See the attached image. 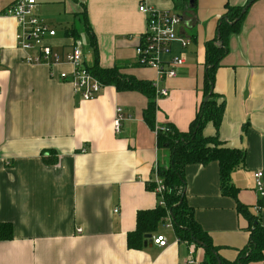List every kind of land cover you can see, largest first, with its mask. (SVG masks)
<instances>
[{
	"label": "crops",
	"instance_id": "0c3cea01",
	"mask_svg": "<svg viewBox=\"0 0 264 264\" xmlns=\"http://www.w3.org/2000/svg\"><path fill=\"white\" fill-rule=\"evenodd\" d=\"M14 1L0 0L1 10ZM247 1L196 0L189 9L185 0L175 9L182 0H36L34 14L55 30L45 41L54 51H69L79 29L89 40L87 21L97 52L95 58L90 47L87 67L95 61L102 68L117 65L153 83L154 129L143 119L148 103L143 94L107 85L95 98L82 100L69 81L58 77L70 72V65L26 62L24 56L36 49L22 50L17 21L0 14V223L12 226V238L0 241V264L202 263L204 249L179 241L164 223L155 234L165 236L164 247L152 243L143 250L128 249L126 236L139 210L159 205L149 184L154 163L166 166L169 151L157 146L155 129L167 123L188 129L203 98L205 43L214 38L226 6ZM140 3L181 16L177 32L190 39V46L174 77L158 79L155 69L136 62L135 47L146 26ZM227 46L213 90L225 103L220 139L245 151L243 167L231 174L237 200L221 193L215 161L189 164L184 176L195 221L219 255L233 261L247 245L250 230L237 201L264 227V200L254 176L260 171L264 186V0L248 6ZM178 52L174 44L172 55ZM162 89L167 96L158 95ZM117 107L124 116L118 134L113 129ZM214 132L210 122L203 128L205 136ZM50 158L55 162L48 163Z\"/></svg>",
	"mask_w": 264,
	"mask_h": 264
},
{
	"label": "trees",
	"instance_id": "16d2710c",
	"mask_svg": "<svg viewBox=\"0 0 264 264\" xmlns=\"http://www.w3.org/2000/svg\"><path fill=\"white\" fill-rule=\"evenodd\" d=\"M177 1L175 0V2ZM182 1V4H178V2L175 4V9H180L185 5V0ZM253 1L249 0L243 6L227 5L225 13L217 21L214 38L205 43L203 98L197 106L195 116L190 122L188 129L179 131L172 123H167L157 129V146L166 148L169 151L168 164L158 167V175L165 186V192L163 193L164 206L157 205L152 209L139 210L137 212L135 228L126 236L128 249L143 250L144 235L150 234L154 236L168 216L174 234L179 241L194 243L204 249L205 254L201 264H217V259L221 261V264H264V227L259 225L257 218L251 216L238 201V211L247 217L250 224L249 241L238 252L237 257L233 261H227L219 255L218 247L213 245L209 235L195 221L193 210L186 203V181L184 176L185 166L189 164L206 165L215 161L219 166L221 193L237 200L238 188L232 183L231 174L233 171L243 167L245 151L244 149L227 147L218 135L225 103L223 99L218 100L220 96L214 92L213 86L216 69L221 59L228 52V37L238 32L247 8ZM85 30L90 40V47L93 49L96 58L95 37L87 21ZM123 68L117 65L110 68H102L96 61L92 66H88L89 71L104 86H114L117 91H136L147 97L148 103L143 111V119L150 128L154 129L156 90L153 83L149 80L139 79L133 75L126 74L122 71ZM209 122L212 123L215 132L213 135L205 136L203 128ZM47 162L54 163L55 160L50 158ZM150 187L151 185L149 184ZM11 238V224L0 223V241Z\"/></svg>",
	"mask_w": 264,
	"mask_h": 264
},
{
	"label": "built area",
	"instance_id": "2783aa9c",
	"mask_svg": "<svg viewBox=\"0 0 264 264\" xmlns=\"http://www.w3.org/2000/svg\"><path fill=\"white\" fill-rule=\"evenodd\" d=\"M35 6L36 0H15L2 10L0 7V14L11 16L17 21L19 26V33L16 35L17 45L24 51L36 49L34 55L24 56L25 61L34 64L44 63L49 66L68 64L71 71L60 72L58 77L61 80L69 81L75 93L82 100H90L98 96L104 85L85 65L81 49L75 44L63 55L54 51L45 41L47 38L55 36V30L34 14ZM138 10L145 14L146 26L135 47L137 64L155 69L158 79L174 77L177 69L185 63L186 50L190 46V39L177 32L182 21L181 16L174 11L155 9L145 3H140ZM174 44L179 46L178 55H172ZM158 95L165 97L168 95V90L162 89ZM123 120L122 109L117 107L113 121V129L116 134L120 133ZM158 167L159 165L154 163L150 185L152 191L159 197V205L164 206L165 186L158 175ZM254 176L258 197L264 199V186L260 181L262 173L258 171ZM254 210L258 212L260 206H255ZM164 226L172 229L168 216L165 218ZM78 232L81 230L78 229ZM152 242L159 247L167 245V239L162 234L153 236Z\"/></svg>",
	"mask_w": 264,
	"mask_h": 264
},
{
	"label": "rangeland",
	"instance_id": "374dc122",
	"mask_svg": "<svg viewBox=\"0 0 264 264\" xmlns=\"http://www.w3.org/2000/svg\"><path fill=\"white\" fill-rule=\"evenodd\" d=\"M181 12L180 10H177ZM78 47L81 49L83 54V59L86 65H89L92 61L91 49H90V42L85 34L81 29H79V37L77 40ZM172 230V229H169Z\"/></svg>",
	"mask_w": 264,
	"mask_h": 264
},
{
	"label": "water",
	"instance_id": "95a60500",
	"mask_svg": "<svg viewBox=\"0 0 264 264\" xmlns=\"http://www.w3.org/2000/svg\"><path fill=\"white\" fill-rule=\"evenodd\" d=\"M187 4H188L189 9H193L196 6V0H188ZM243 12H244V9H243ZM152 243H153L152 236L150 234L144 235L143 247L146 248L147 246H151ZM217 264H221V261L219 259H217Z\"/></svg>",
	"mask_w": 264,
	"mask_h": 264
}]
</instances>
